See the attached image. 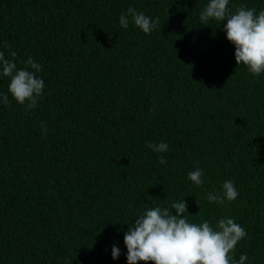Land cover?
Masks as SVG:
<instances>
[{"label":"trees","instance_id":"1","mask_svg":"<svg viewBox=\"0 0 264 264\" xmlns=\"http://www.w3.org/2000/svg\"><path fill=\"white\" fill-rule=\"evenodd\" d=\"M207 2L0 0V51L32 57L45 84L29 112L0 105V264H127L134 219L183 199L190 222L234 218L235 259L264 264V73L236 65L226 21L201 24ZM129 7L159 25L122 28ZM148 142L168 144L165 164ZM227 180L236 200L210 203Z\"/></svg>","mask_w":264,"mask_h":264},{"label":"clouds","instance_id":"2","mask_svg":"<svg viewBox=\"0 0 264 264\" xmlns=\"http://www.w3.org/2000/svg\"><path fill=\"white\" fill-rule=\"evenodd\" d=\"M199 21L203 25L210 21L220 25L226 21L222 31L234 45L236 65H243L253 78L264 73V9L257 13L255 8L240 5L232 10L229 0H208L199 13ZM130 22L144 34H150L159 25V17L152 19L129 7L120 15L119 25L127 29ZM5 46L9 47L11 59L0 51V79L8 78L9 84L7 93H0V105L9 106L14 100L29 112L37 107L44 94V80L38 75L43 66L29 57L24 61L25 66L18 68L16 52L11 51L7 42ZM41 127L42 134H46L44 122ZM146 147L161 154L158 156L160 164L166 163L163 153L169 151L167 143L148 142ZM188 179L195 186H202L205 183L203 170L196 168L189 172ZM238 195L234 181L227 180L222 185V193H208L206 198L210 203L224 205L226 201H235ZM188 216L184 199L173 202L170 207H146L124 232L127 264H245L247 254L240 255L238 260L233 255L237 244L247 236L234 218H221L213 227L206 219L200 223L190 222ZM111 255L113 259L119 257L117 246L112 247Z\"/></svg>","mask_w":264,"mask_h":264}]
</instances>
